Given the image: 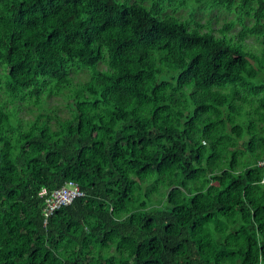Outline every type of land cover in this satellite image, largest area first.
Wrapping results in <instances>:
<instances>
[{
	"label": "trees",
	"instance_id": "1",
	"mask_svg": "<svg viewBox=\"0 0 264 264\" xmlns=\"http://www.w3.org/2000/svg\"><path fill=\"white\" fill-rule=\"evenodd\" d=\"M263 160L264 0H0V264H264Z\"/></svg>",
	"mask_w": 264,
	"mask_h": 264
},
{
	"label": "built area",
	"instance_id": "2",
	"mask_svg": "<svg viewBox=\"0 0 264 264\" xmlns=\"http://www.w3.org/2000/svg\"><path fill=\"white\" fill-rule=\"evenodd\" d=\"M259 164L264 165V160L260 161ZM81 194L82 192L77 185L72 183L68 187L63 186L54 190L49 198L48 206L45 208L46 214H51L59 206L69 203L73 198Z\"/></svg>",
	"mask_w": 264,
	"mask_h": 264
},
{
	"label": "rangeland",
	"instance_id": "3",
	"mask_svg": "<svg viewBox=\"0 0 264 264\" xmlns=\"http://www.w3.org/2000/svg\"><path fill=\"white\" fill-rule=\"evenodd\" d=\"M203 7V6H201ZM183 16H187L188 9H182L179 12ZM195 19L199 20L200 23H204L206 19L211 18V26L213 28H218L224 19L228 20L233 17L231 13H226L225 11L221 10L218 7H208L206 10H200L199 8H196L195 12ZM239 28L238 25H236L230 32H235ZM248 42H251L248 40Z\"/></svg>",
	"mask_w": 264,
	"mask_h": 264
},
{
	"label": "clouds",
	"instance_id": "4",
	"mask_svg": "<svg viewBox=\"0 0 264 264\" xmlns=\"http://www.w3.org/2000/svg\"><path fill=\"white\" fill-rule=\"evenodd\" d=\"M75 184V185H77L74 181H72V180H69L65 185H63V186H70V184ZM77 187H78V185H77ZM79 188V187H78ZM44 189H42L41 190V192L43 191ZM79 190L82 192V194L81 195H79V196H76L75 198H73L69 203H67V204H64V205H61V206H65V205H68V204H70L74 199H76V198H78V197H81V196H84V192L79 188ZM61 206H59V207H61ZM58 207V208H59Z\"/></svg>",
	"mask_w": 264,
	"mask_h": 264
}]
</instances>
